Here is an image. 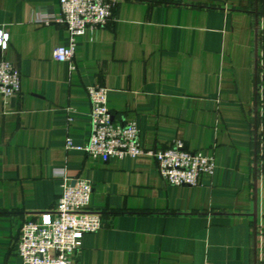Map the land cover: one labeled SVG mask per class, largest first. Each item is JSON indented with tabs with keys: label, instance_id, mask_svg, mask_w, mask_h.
<instances>
[{
	"label": "crops",
	"instance_id": "crops-1",
	"mask_svg": "<svg viewBox=\"0 0 264 264\" xmlns=\"http://www.w3.org/2000/svg\"><path fill=\"white\" fill-rule=\"evenodd\" d=\"M108 1L71 69L53 58L68 31L43 21L59 0H0L3 55L22 76L20 94H0V264H22L19 229L55 207L64 178L89 181L103 217L72 264H264V0ZM97 83L143 149L180 140L214 174L172 186L151 155L87 156Z\"/></svg>",
	"mask_w": 264,
	"mask_h": 264
},
{
	"label": "built area",
	"instance_id": "built-area-1",
	"mask_svg": "<svg viewBox=\"0 0 264 264\" xmlns=\"http://www.w3.org/2000/svg\"><path fill=\"white\" fill-rule=\"evenodd\" d=\"M59 5L60 14L43 18V21L55 22L68 31V44L55 48L53 58L68 62L73 69L76 37L107 24L112 19L114 4L108 0H59ZM9 42V33L1 28L0 94L5 98L20 94L22 80L19 68L4 58ZM87 94L91 107V136L84 147L78 148L87 156L108 162L111 158L151 155L164 182L172 186L195 187L203 174H214V157L189 150L180 140L165 148L143 149L135 121L117 123L113 120L105 86L99 83L88 86ZM67 148H74L70 139H67ZM62 189L51 211L40 214L39 220L24 219L16 243L22 264H72L71 257L81 247L83 236L102 228V213L90 208L93 185L89 181L64 178Z\"/></svg>",
	"mask_w": 264,
	"mask_h": 264
}]
</instances>
